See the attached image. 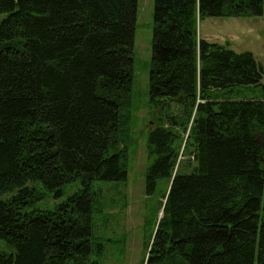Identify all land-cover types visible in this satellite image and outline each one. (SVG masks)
Returning <instances> with one entry per match:
<instances>
[{"label":"trees","instance_id":"trees-1","mask_svg":"<svg viewBox=\"0 0 264 264\" xmlns=\"http://www.w3.org/2000/svg\"><path fill=\"white\" fill-rule=\"evenodd\" d=\"M137 11L0 0V240L14 249L0 264H110L114 200L95 183L129 176ZM263 14L264 0H155L146 264H264V96L249 95L263 69L198 32L205 16Z\"/></svg>","mask_w":264,"mask_h":264},{"label":"rangeland","instance_id":"rangeland-1","mask_svg":"<svg viewBox=\"0 0 264 264\" xmlns=\"http://www.w3.org/2000/svg\"><path fill=\"white\" fill-rule=\"evenodd\" d=\"M154 15L155 0H138L134 38V83L128 180L118 184L95 183V188L104 185V195L107 200H114V203L107 209V213L114 215L111 219L113 230L106 233L113 242L109 248V259L106 261L110 264H146L148 237L145 231V219L148 216L155 222L156 215L153 211L161 199V195L148 198L145 193V176L150 163L148 132L154 121V108L149 102ZM198 32L199 37L211 42L227 44L237 52H253L263 69V84L251 87L249 95L264 96V14L230 17L205 16L198 20ZM41 187L42 185L39 184L40 190H42ZM81 187L79 182L67 184L63 188V194L59 196H56V192L43 189L45 198L36 201L32 209H53ZM0 249L6 252L14 251L12 246L3 240H0Z\"/></svg>","mask_w":264,"mask_h":264},{"label":"water","instance_id":"water-1","mask_svg":"<svg viewBox=\"0 0 264 264\" xmlns=\"http://www.w3.org/2000/svg\"><path fill=\"white\" fill-rule=\"evenodd\" d=\"M163 216V209L160 212L159 219Z\"/></svg>","mask_w":264,"mask_h":264}]
</instances>
